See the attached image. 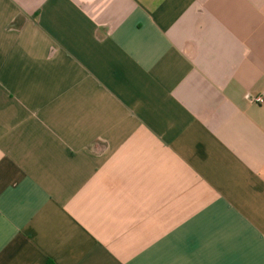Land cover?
Here are the masks:
<instances>
[{"label":"crops","instance_id":"1","mask_svg":"<svg viewBox=\"0 0 264 264\" xmlns=\"http://www.w3.org/2000/svg\"><path fill=\"white\" fill-rule=\"evenodd\" d=\"M262 94L264 0H0V264H264Z\"/></svg>","mask_w":264,"mask_h":264},{"label":"built area","instance_id":"2","mask_svg":"<svg viewBox=\"0 0 264 264\" xmlns=\"http://www.w3.org/2000/svg\"><path fill=\"white\" fill-rule=\"evenodd\" d=\"M249 99L253 104H256V105L264 104V94L256 96V97H250Z\"/></svg>","mask_w":264,"mask_h":264},{"label":"trees","instance_id":"3","mask_svg":"<svg viewBox=\"0 0 264 264\" xmlns=\"http://www.w3.org/2000/svg\"><path fill=\"white\" fill-rule=\"evenodd\" d=\"M19 23H21V22H19Z\"/></svg>","mask_w":264,"mask_h":264}]
</instances>
